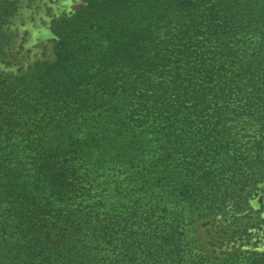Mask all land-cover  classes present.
Returning <instances> with one entry per match:
<instances>
[{
  "label": "trees",
  "instance_id": "obj_1",
  "mask_svg": "<svg viewBox=\"0 0 264 264\" xmlns=\"http://www.w3.org/2000/svg\"><path fill=\"white\" fill-rule=\"evenodd\" d=\"M48 31L0 72V264H264L191 240L262 219L264 0H80Z\"/></svg>",
  "mask_w": 264,
  "mask_h": 264
},
{
  "label": "rangeland",
  "instance_id": "obj_2",
  "mask_svg": "<svg viewBox=\"0 0 264 264\" xmlns=\"http://www.w3.org/2000/svg\"><path fill=\"white\" fill-rule=\"evenodd\" d=\"M79 5L80 0H20L8 23L12 33V57L9 64L0 63V72L25 70L40 60L43 53L46 55L51 47L49 23L57 16L69 15ZM260 188L250 201L253 209L260 207L250 215L251 218L258 215L261 221L252 220L244 228H239L234 224L233 227L227 225L226 216L196 220L191 234L196 249L211 259L220 258L234 249L264 251V192Z\"/></svg>",
  "mask_w": 264,
  "mask_h": 264
}]
</instances>
